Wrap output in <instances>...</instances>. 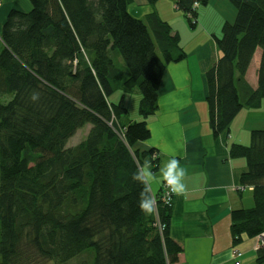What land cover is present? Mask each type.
Masks as SVG:
<instances>
[{
  "label": "trees",
  "instance_id": "1",
  "mask_svg": "<svg viewBox=\"0 0 264 264\" xmlns=\"http://www.w3.org/2000/svg\"><path fill=\"white\" fill-rule=\"evenodd\" d=\"M209 1H176L191 30ZM28 2L26 11L8 10L0 27V264H175L182 250L169 235L164 182L158 211L145 215L142 185L132 179L142 159L158 164L155 149L136 147L150 138L145 120L157 110L156 96L142 95V120L131 123H122V97L110 98L159 83L167 65L185 58L179 35L155 12L129 19L131 0ZM228 2L236 16L214 37L219 57L204 74L214 138L264 101V0ZM257 50L252 88L246 73ZM86 126L83 139L67 145ZM230 156L246 161L239 184L253 188L254 206L240 218L260 221L264 130L251 132L248 146L231 145ZM256 261L264 264L262 246Z\"/></svg>",
  "mask_w": 264,
  "mask_h": 264
},
{
  "label": "crops",
  "instance_id": "2",
  "mask_svg": "<svg viewBox=\"0 0 264 264\" xmlns=\"http://www.w3.org/2000/svg\"><path fill=\"white\" fill-rule=\"evenodd\" d=\"M176 1L158 0L152 6L146 0H131L127 15L140 20L155 12L172 33L179 35L185 58L167 65L159 83L150 79L135 93H116L110 102L116 103L122 97L127 111L122 123L139 122L142 95L156 96L157 110L145 120L150 138L136 144L141 152L157 151L156 167L149 157L141 161V165L145 160L151 162L156 195L163 182L160 169L169 158L174 155L187 169L186 190L182 195L174 194L171 208L169 235L182 250L175 264H235L233 249L242 254L239 264H259L256 253L260 248L258 236L264 233V219L245 222L240 218L242 211L254 206L253 188L240 186L246 161L232 158L230 147L248 146L251 132L264 130V101L259 109H242L229 130L217 138L210 129L206 102L204 74L219 57L214 37L220 36L225 22L234 21L236 12L228 0H210L207 7L198 9L197 25L191 30L177 10ZM10 9L26 11L29 2L0 0V27ZM260 56L257 50L246 73L252 88L257 86Z\"/></svg>",
  "mask_w": 264,
  "mask_h": 264
},
{
  "label": "clouds",
  "instance_id": "3",
  "mask_svg": "<svg viewBox=\"0 0 264 264\" xmlns=\"http://www.w3.org/2000/svg\"><path fill=\"white\" fill-rule=\"evenodd\" d=\"M31 99L33 101L38 100L39 94L34 93L31 96ZM150 164V161L145 160L143 165L138 167L132 174L133 181L142 185V190L138 197V206L141 212L145 215H152L158 211L155 194L157 191L155 187V175L151 170ZM160 173L163 182L166 183L171 193L182 195L185 192L186 185L184 183V179L187 174V169L181 166L179 159L175 158L174 155L164 163L163 167L160 169Z\"/></svg>",
  "mask_w": 264,
  "mask_h": 264
},
{
  "label": "built area",
  "instance_id": "4",
  "mask_svg": "<svg viewBox=\"0 0 264 264\" xmlns=\"http://www.w3.org/2000/svg\"><path fill=\"white\" fill-rule=\"evenodd\" d=\"M173 196H174V194L170 192L166 183H163L161 201L165 205L170 206L172 203ZM258 241H259V245L264 247V233L261 236H259ZM232 255L234 257L235 264H239L238 260L241 257V253L238 250L234 249V250H232Z\"/></svg>",
  "mask_w": 264,
  "mask_h": 264
},
{
  "label": "rangeland",
  "instance_id": "5",
  "mask_svg": "<svg viewBox=\"0 0 264 264\" xmlns=\"http://www.w3.org/2000/svg\"><path fill=\"white\" fill-rule=\"evenodd\" d=\"M114 96L115 95H113V97ZM113 97H111L110 100H112ZM88 128H89V126H86L82 129L78 130L76 135L68 141L67 145L71 146V145L78 144L83 139V137L85 136ZM37 264H52V263L51 262H45L43 260H39ZM69 264H78V260H73Z\"/></svg>",
  "mask_w": 264,
  "mask_h": 264
},
{
  "label": "bare ground",
  "instance_id": "6",
  "mask_svg": "<svg viewBox=\"0 0 264 264\" xmlns=\"http://www.w3.org/2000/svg\"><path fill=\"white\" fill-rule=\"evenodd\" d=\"M262 234H263V233H262ZM262 234H260V236H261Z\"/></svg>",
  "mask_w": 264,
  "mask_h": 264
}]
</instances>
